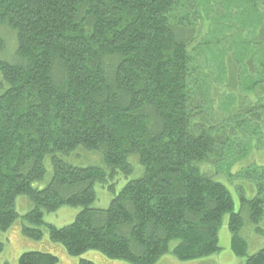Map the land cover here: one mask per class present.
I'll use <instances>...</instances> for the list:
<instances>
[{"label":"trees","instance_id":"16d2710c","mask_svg":"<svg viewBox=\"0 0 264 264\" xmlns=\"http://www.w3.org/2000/svg\"><path fill=\"white\" fill-rule=\"evenodd\" d=\"M15 42L20 60L1 57ZM0 71L1 230L21 218L19 195L31 200L22 218L34 227L23 230L36 239L45 211L82 206L70 224L47 223L70 254L156 264L172 241L180 260L218 252L230 212L233 249L245 254L243 213L215 176L238 130L264 128V0H0ZM79 146L102 152L108 169L62 156ZM132 155L142 174L117 190L135 172ZM47 156L52 174L35 186ZM252 168L238 174L250 173L258 194L248 199L240 185L241 201L259 223L264 168ZM97 183L114 194L107 208L94 206ZM20 260L59 257L28 251ZM245 264H264V248Z\"/></svg>","mask_w":264,"mask_h":264},{"label":"rangeland","instance_id":"374dc122","mask_svg":"<svg viewBox=\"0 0 264 264\" xmlns=\"http://www.w3.org/2000/svg\"><path fill=\"white\" fill-rule=\"evenodd\" d=\"M4 31H7V29ZM11 41H8L9 45L7 44L9 50L14 42L12 39ZM16 49L17 43L15 42V51H9V53L4 52L1 57L12 62H17L20 60V57L17 55ZM11 58H16L17 61H13ZM7 88L8 83L0 71V93L4 92ZM238 131L239 135L233 139L235 141L234 147L229 149L228 152L230 154H226L225 156L227 163H223L222 173L219 176H215V179L223 182L231 191L235 201L234 211H242L243 213L244 224L240 229L239 235L246 240L245 254H237L233 249V234L229 226L231 214L227 212L223 216L222 224L219 228V245L221 249L218 252L198 259L180 260L172 252L178 241H172L171 250L161 256L156 264H245L248 255L254 254L264 248V215L259 223H254L251 220L248 205L245 207L242 206L240 193L242 188L245 190V197L248 199L254 198L258 194L256 181L250 178V173L248 176L238 174L241 168H247L249 166H253V168L259 169V171L264 168V128L254 137L248 130H246V133L245 131ZM62 156L76 165H97L108 169L103 158V153L98 150L79 146L72 153L62 154ZM50 158L51 156H47L48 171L45 179L42 182L35 183V186L44 187L50 178L52 174ZM236 159L238 161L228 170L230 162ZM130 161L135 166V172L128 176L121 175L117 190H120L129 180L137 178L142 174L143 166L139 162L138 155H132ZM230 172L234 173L235 176L233 177ZM96 190L98 198L94 206L107 208L114 194L108 188V185L101 183L96 184ZM16 208L21 214V218H18L8 230L4 231L0 229V242L3 243V249L0 251V264H22L20 260L21 256L28 251L56 254L59 257L58 264H80L82 258L92 260L95 264H133L125 260L112 259L97 250H88L82 255H72L67 251L63 243L54 241L51 238L47 223H52L58 227L70 224L83 209L82 206L63 205L57 210L45 211V224L42 225L44 234L40 239L26 234L23 230L24 224L31 225L26 221L23 223L22 218V215L26 214L32 208L29 197L27 195H19L16 201ZM31 226L34 227L33 225Z\"/></svg>","mask_w":264,"mask_h":264}]
</instances>
